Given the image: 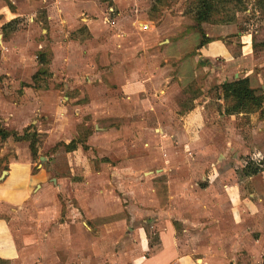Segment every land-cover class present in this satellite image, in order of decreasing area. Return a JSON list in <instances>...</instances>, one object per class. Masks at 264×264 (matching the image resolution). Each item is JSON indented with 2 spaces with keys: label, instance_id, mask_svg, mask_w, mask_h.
<instances>
[{
  "label": "rangeland",
  "instance_id": "obj_1",
  "mask_svg": "<svg viewBox=\"0 0 264 264\" xmlns=\"http://www.w3.org/2000/svg\"><path fill=\"white\" fill-rule=\"evenodd\" d=\"M115 1L0 0V125L10 124L5 127L23 138L0 142V176L13 154H31L34 172L42 168L49 176V192L21 210L0 204V216L11 221L18 238L22 231L25 238L41 230L35 236L44 244V264L108 261L112 252L136 249L133 231L137 230L146 232L147 253H154L160 242L157 230L163 229L168 216L159 213L167 208L168 194L166 177L159 176L165 165L163 154L171 155L170 167H188L191 156L171 149L179 137L187 142L200 138L188 132L185 118L203 96L216 100L219 95L218 85L203 91L206 84L200 80L180 83L178 76L192 68L187 58L197 56L202 32L216 37L223 26L236 49H241L243 32L251 35L248 41L256 53L264 49V6L258 14L255 0H242L248 7L245 12L233 2L213 22L201 25L186 13L191 0H139L137 5L133 0ZM230 18L232 22H222ZM144 25L150 31L143 32ZM192 33L199 34L198 41L189 38ZM197 65L193 64L196 70ZM216 69L223 71L222 65ZM254 114L236 122L247 141L256 127ZM217 137L205 132L203 138L210 142ZM72 140L73 152L64 145ZM32 143L38 148L36 156ZM144 183L155 188V207L142 213L135 209V220L127 221V205L144 208ZM259 188L264 196L260 183ZM47 195L51 199L43 202ZM99 196L107 197L109 206L93 204ZM90 201L93 213L87 209ZM171 219L179 244L192 252L188 247L197 241L193 243V234L187 236L182 226L192 232L199 224ZM32 251L25 249L24 258ZM248 253H233L230 258L253 264L259 255ZM187 254L195 261L204 257Z\"/></svg>",
  "mask_w": 264,
  "mask_h": 264
},
{
  "label": "crops",
  "instance_id": "obj_2",
  "mask_svg": "<svg viewBox=\"0 0 264 264\" xmlns=\"http://www.w3.org/2000/svg\"><path fill=\"white\" fill-rule=\"evenodd\" d=\"M255 1H257V9H262L264 0ZM117 2L118 0L115 1L116 4ZM134 2H136L135 5L140 3L139 0H133ZM260 9L258 14L264 12V9L262 11ZM250 12L249 9L247 13ZM87 24L90 26L91 23ZM148 24L152 26L151 22ZM146 27L147 25L142 28L140 26L143 32L150 31L151 28ZM224 27L226 26L222 27L224 31L216 37L211 34L206 35V38L209 39L208 43L201 49H196V57L187 58V62L191 60L189 64L192 68L191 71L186 72L187 74L181 73L178 76L180 83L185 86L191 81L200 80L206 84L202 86L201 90L206 91L205 88L211 84L219 86L225 82L233 81V74L234 79L248 78L252 84L251 87L256 90L259 88L257 84H261L258 92L264 94V49L256 53L253 50L252 41H248L251 35L247 32L240 34L239 39L243 41H240L239 44L242 46L240 50L236 49L238 45L228 37L227 27ZM198 35L192 33L189 38L198 41ZM118 36L122 37L120 34ZM245 39L246 41H244ZM184 40L187 41L188 38ZM196 62L199 66L197 70L193 67ZM221 65L222 72L216 69ZM202 99L203 101H199L185 118L188 132L198 133L200 138L195 137L187 142L179 137L180 143L177 142V146L171 149L177 153L182 152L186 158L191 156V163L188 167L172 168L170 167L171 161H169L171 155L163 152L165 165L160 170L159 176L166 177L168 194L165 199L167 208L160 210L159 213L162 212L161 214L168 216L164 218L166 221L163 223V229L157 230L160 242L155 247V252L147 253L150 249L148 236L145 231L142 233L137 230L133 231L135 240L138 242L136 249H132V252L126 250L112 252L108 261H100L97 264H250L249 260L243 262L230 258L233 253L250 254L248 253L250 250L253 254L259 255V257H254L253 264L263 262L264 196L260 192L259 183L264 189V170L257 175L246 174L244 170L249 162L257 167H262L261 163L264 161V119H260L259 112L254 114L256 127L248 136L249 140L247 141L236 127L237 119L243 117L244 114L227 115L222 100H213L208 96H203ZM218 108L219 110H217ZM1 115H3L2 111ZM8 120L4 118L3 121L8 122ZM6 125L10 124L6 123ZM205 132L218 137L216 140L207 142L203 138ZM69 144L65 141L64 145L66 147ZM245 157L246 160H243ZM8 159L9 162L5 164L8 170L3 169L7 175L2 178V172L0 176V204H7L21 210L32 199L39 195L44 196L43 192L49 189V176L47 171L42 168L38 172H34L31 154L29 157L13 154ZM147 173L145 171L143 174L147 176ZM152 174L151 178H156L155 173ZM56 180V178L52 179V181ZM129 180H133V178L130 177ZM147 184H141L144 208H137L136 203L127 205L125 214L127 221L135 220L136 210L142 213L146 211L144 209L155 207L157 201L154 197L155 188L149 187ZM53 185L59 187L56 182H53ZM133 191L135 193V188ZM50 199L51 196L47 195L43 202ZM94 200L96 201L93 204L103 207L110 204L105 196H99V199ZM91 201L86 205L87 209L93 213ZM187 210L189 212H186ZM44 213L45 210L41 212L42 218ZM188 213L191 215L190 219L184 218V214ZM172 217L177 222L192 221L194 224H199L192 232L186 225L182 226L183 233L186 232L187 236L193 234L194 241L192 242L197 241V245L188 247L192 252L186 249V245H180L181 241L176 237ZM10 222L7 217L0 216V264H44L45 251L41 249L44 244L35 236L39 235L41 230L37 229L35 235L28 234L25 235V238L23 235L25 231H22V235L20 234V238H18L14 234ZM39 224L43 225V221ZM25 249L33 250L32 255L24 258ZM99 250L97 249V251ZM33 253L36 254L35 259ZM187 253L203 254L204 257L195 261Z\"/></svg>",
  "mask_w": 264,
  "mask_h": 264
},
{
  "label": "trees",
  "instance_id": "obj_3",
  "mask_svg": "<svg viewBox=\"0 0 264 264\" xmlns=\"http://www.w3.org/2000/svg\"><path fill=\"white\" fill-rule=\"evenodd\" d=\"M233 2H236L238 5L242 6V8H238V11L245 12L248 10V7H245V5L242 3V0H191V8L187 10L186 13L192 16L198 25L211 23L214 21L215 15H219L220 10H224L226 7L234 4ZM234 20L236 19L234 18ZM216 22L219 23L220 21L218 20ZM222 22L230 23L232 22V19H225V21ZM12 24L13 21L6 24L3 27V30L5 31ZM201 34L203 39L197 49H201L209 41L203 32ZM39 58L44 57L42 55V57ZM40 62L43 63L42 60ZM38 75L39 73L33 76L34 82L38 78ZM217 90L219 92L217 100L219 99L224 102L225 113L227 115H249L259 112L261 115L260 118L264 119V95H262L263 97L258 95V91L251 87V83L248 78H239L231 82H225L219 85ZM28 132L30 131L28 130ZM20 137L21 136H19L16 131H10L4 125H0V142H5L10 138H15L17 141L23 140V138ZM74 144V141H72L66 146V148L68 150H72L75 147ZM31 150L34 156L38 154L36 143L31 144ZM261 165L262 167H257L253 163H248V165L245 167V171L249 175H257L264 170V161L261 163ZM5 170H8V168ZM261 264H264V258Z\"/></svg>",
  "mask_w": 264,
  "mask_h": 264
},
{
  "label": "water",
  "instance_id": "obj_4",
  "mask_svg": "<svg viewBox=\"0 0 264 264\" xmlns=\"http://www.w3.org/2000/svg\"><path fill=\"white\" fill-rule=\"evenodd\" d=\"M42 159H43V158H42ZM6 175H7V172L4 171V172H3V175H2V178H4Z\"/></svg>",
  "mask_w": 264,
  "mask_h": 264
},
{
  "label": "built area",
  "instance_id": "obj_5",
  "mask_svg": "<svg viewBox=\"0 0 264 264\" xmlns=\"http://www.w3.org/2000/svg\"><path fill=\"white\" fill-rule=\"evenodd\" d=\"M146 28H148V26Z\"/></svg>",
  "mask_w": 264,
  "mask_h": 264
}]
</instances>
